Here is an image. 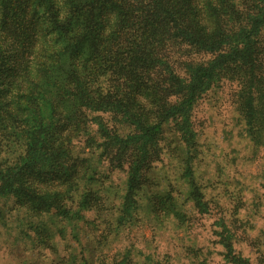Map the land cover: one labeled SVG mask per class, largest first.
<instances>
[{"label":"trees","instance_id":"1","mask_svg":"<svg viewBox=\"0 0 264 264\" xmlns=\"http://www.w3.org/2000/svg\"><path fill=\"white\" fill-rule=\"evenodd\" d=\"M168 1L0 0V151L14 156L11 167L21 165L18 171L24 170L1 177L0 183L2 191L16 194L14 202L24 207L23 215L37 221L31 230L44 227L49 234L54 232L52 226L58 225L64 233L68 230L79 246L83 228L95 229L96 222L85 221V215L93 212L88 185L96 169L89 160L84 164L70 156L69 143L89 132L86 126L96 119L97 112L142 107L138 95L144 91L153 98L160 94L150 105L157 104L162 113L155 118L143 117L141 108L131 113L136 124L144 126L142 135L148 142L143 166L132 168L128 163L123 199L135 195L133 183L136 176L142 177V172L136 171L160 160L157 140L166 118L177 117L186 107L194 108L203 85H213V79L236 77L229 80L240 83L237 111L252 131L251 141L263 145L264 86L262 93H252L255 70L243 69L241 64L250 65L252 58L264 55V47L258 48L264 42V30L246 28L238 49L219 51L236 33L232 19L241 14L244 20L256 17L244 12L262 3L252 0L247 10H238V17L234 10H217L213 4L207 18L209 28L193 16L184 17L172 0ZM219 4L233 8L231 0ZM132 6L137 7L130 10ZM142 7L149 10H140ZM256 15L264 19V13ZM173 51L181 52L187 60L200 57L201 61L179 62L186 76L180 77L168 60ZM206 54L211 58L203 60ZM241 74H249L246 82ZM133 95L136 98L130 99ZM36 127L40 136L34 138ZM101 150L109 155L106 141ZM121 163L118 159L117 167L123 168ZM125 207L123 201L119 203L110 220L115 231ZM108 221L102 222L107 230ZM231 262L248 264L241 257Z\"/></svg>","mask_w":264,"mask_h":264},{"label":"rangeland","instance_id":"2","mask_svg":"<svg viewBox=\"0 0 264 264\" xmlns=\"http://www.w3.org/2000/svg\"><path fill=\"white\" fill-rule=\"evenodd\" d=\"M219 1L172 0V4L184 17L193 16L209 27L207 18L214 5L217 10H234L238 17V10H247L252 0H231L233 8ZM260 2V6L244 12L256 17L244 20L241 14L232 19L236 33L219 47L221 53L238 49L236 46L244 43L240 36L246 28L264 30V19L256 15L264 13V0ZM237 3L244 6L237 7ZM261 40L264 41L263 31ZM263 47L261 42L258 48ZM173 52L168 60L180 77L186 76L179 62L201 61L200 57L187 60L181 52ZM210 58V54L202 57ZM251 60L252 64L244 61L241 67L255 70L250 91L262 93L264 55ZM241 75L246 82L249 74ZM229 79L237 80L228 75V79H213V85H203L194 108L186 107L177 117L166 118L157 140L162 150L160 160L151 165L154 168L136 171L142 172V177L135 178L132 198L123 199L122 193L127 166H143L148 140L142 135L144 126L137 125L131 113L141 108L143 117L155 118L162 110L150 104L160 94L153 98L148 91L140 93L142 107L133 110L127 106L121 111L106 108L95 113L96 119L86 126L89 132L69 143L70 156L84 164L89 160L96 169L88 185L93 212L85 215V221L94 220L96 227L87 231L83 225L79 246L69 231L64 233L58 225H53L54 232L49 234L44 227L31 230L37 221L23 215L24 207L14 202L16 194L2 191L4 185L0 183V264H81V259L84 264H233L231 260L240 257L248 264H264V142L259 145L251 141L252 131L237 111L240 83ZM129 98L135 99L136 95ZM37 133L38 127L34 138L40 136ZM104 141L108 156L101 150ZM13 157L7 150L0 151V180L21 168L11 167ZM118 159L123 168L117 167ZM9 169L12 171L7 173ZM83 172L82 166L80 174ZM122 201L126 207L115 231L110 220ZM106 218L109 230L102 225Z\"/></svg>","mask_w":264,"mask_h":264}]
</instances>
